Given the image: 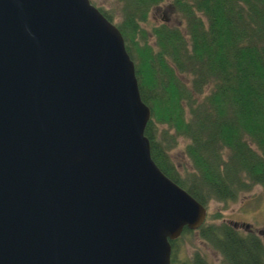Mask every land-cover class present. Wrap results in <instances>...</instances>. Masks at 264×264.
I'll return each instance as SVG.
<instances>
[{
    "label": "water",
    "instance_id": "obj_1",
    "mask_svg": "<svg viewBox=\"0 0 264 264\" xmlns=\"http://www.w3.org/2000/svg\"><path fill=\"white\" fill-rule=\"evenodd\" d=\"M150 118L90 0H0V264H171L207 209L153 160Z\"/></svg>",
    "mask_w": 264,
    "mask_h": 264
},
{
    "label": "trees",
    "instance_id": "obj_2",
    "mask_svg": "<svg viewBox=\"0 0 264 264\" xmlns=\"http://www.w3.org/2000/svg\"><path fill=\"white\" fill-rule=\"evenodd\" d=\"M114 1L96 7L134 61L151 110L145 135L161 171L206 209L264 187V0ZM167 1L180 23L149 24L153 8ZM180 140L189 161L182 172L170 155ZM198 231L222 264H264L257 235L207 219ZM176 244L171 264H208L197 252L180 260Z\"/></svg>",
    "mask_w": 264,
    "mask_h": 264
},
{
    "label": "rangeland",
    "instance_id": "obj_3",
    "mask_svg": "<svg viewBox=\"0 0 264 264\" xmlns=\"http://www.w3.org/2000/svg\"><path fill=\"white\" fill-rule=\"evenodd\" d=\"M90 1L97 7L116 6L114 0ZM163 20L169 24L180 23V18L173 13L170 1L159 4L150 12L149 24L159 23ZM183 148L184 142L180 140L179 145L170 152L171 158L180 172L189 165ZM206 219L217 224L225 222L243 234L253 233L264 243V236L259 232L264 229V187L255 185L242 193L235 201L210 202L207 206ZM176 242V255L180 260L190 259L197 252L204 256L208 264H222L221 255L199 236L198 229H194L191 233H182Z\"/></svg>",
    "mask_w": 264,
    "mask_h": 264
},
{
    "label": "flooded vegetation",
    "instance_id": "obj_4",
    "mask_svg": "<svg viewBox=\"0 0 264 264\" xmlns=\"http://www.w3.org/2000/svg\"><path fill=\"white\" fill-rule=\"evenodd\" d=\"M260 233H262V235L264 236V229L263 230H261V231H259Z\"/></svg>",
    "mask_w": 264,
    "mask_h": 264
},
{
    "label": "bare ground",
    "instance_id": "obj_5",
    "mask_svg": "<svg viewBox=\"0 0 264 264\" xmlns=\"http://www.w3.org/2000/svg\"><path fill=\"white\" fill-rule=\"evenodd\" d=\"M133 61V60H132ZM133 63H134V61H133ZM134 66H135V64H134Z\"/></svg>",
    "mask_w": 264,
    "mask_h": 264
}]
</instances>
